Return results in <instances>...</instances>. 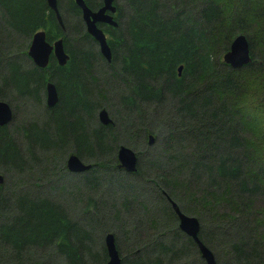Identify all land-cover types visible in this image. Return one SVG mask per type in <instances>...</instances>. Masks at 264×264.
Listing matches in <instances>:
<instances>
[{
  "label": "trees",
  "instance_id": "obj_1",
  "mask_svg": "<svg viewBox=\"0 0 264 264\" xmlns=\"http://www.w3.org/2000/svg\"><path fill=\"white\" fill-rule=\"evenodd\" d=\"M126 1L130 14L120 33H109L113 59L110 65L104 64L111 66L117 59L119 69L113 71L128 87L119 103L129 111L139 109L137 111L143 110L147 115L149 103L151 106L162 105L166 100L174 102L173 112L169 114L172 117L176 114L177 124H185L184 129L181 133L169 134L160 155L168 152V157L179 163L176 165L179 171L187 168L188 176L183 180L168 178L159 173L162 167L156 168L155 178L168 188L162 195V203L167 205H161L158 212L165 215L163 226L171 236H168V243L161 240L157 244L154 242V246L149 244L152 246L146 248L147 253L141 254L140 250L131 253L121 264H205L195 242L179 230L177 216L167 196L176 201L183 213L197 216L199 238L212 251L216 264H264V163L253 161V150L248 148L247 140L254 132L251 127L246 128L259 121L236 108L228 96L233 88L234 74L245 68L264 67V0ZM64 3L66 7L59 0L63 9L71 5L70 0ZM69 17L74 21L71 27L79 38L73 44L76 36L73 39L64 37L72 61L64 67L51 68L58 103L54 108H45L49 123H44V127L34 122L21 126L20 137L27 146L30 143L28 151L35 161H39L35 149L52 151L53 159L54 156L62 158L59 154L62 147H70L69 151H74L83 161H88L86 163L92 160L91 173L107 166L106 156L112 157V166L119 169L115 144L118 134L110 125L92 124L98 102L105 99L100 93L103 85H99L98 78L91 73L93 62L101 57L94 49L92 52L81 45L85 43L93 48L94 42L85 32L80 34V17L71 12ZM55 21L44 0H0V30L17 31L20 35L21 40L13 38L15 40L11 41L27 42L34 30L52 29ZM240 34L248 41L251 61L234 69L223 62L222 56ZM2 45L0 43V72L3 68L0 99L11 91V94L32 96L39 101L46 71L29 64L24 51L19 54L16 50L3 60ZM179 65H182L180 75ZM93 81L95 92L90 90ZM168 127L178 126L173 121V126ZM178 134L188 138L184 149L187 154H169L172 140L180 143L184 139ZM145 135L146 125L142 127L143 141H146ZM21 154L5 127L1 128L0 166L20 170L25 164ZM140 155L137 153L138 166ZM56 161L53 163L50 158L49 166L52 168L53 164L60 163L58 172L67 173L64 160ZM15 205L17 214L9 221L0 222V248L11 254L0 259V264H41L40 261L45 264L48 253L40 251L43 257H39L35 252L37 248L48 247L55 248L65 264L106 262L105 247L98 253L89 243L85 245V240L90 242V236L72 223L61 205L46 197H30L23 193L1 198L0 212ZM203 215L205 221L219 229V237L215 238L210 230H202ZM149 216L154 217L151 213ZM162 221L157 220V216L152 220L158 224ZM194 253L199 259L194 263L190 258L186 261ZM87 255L90 262L85 259Z\"/></svg>",
  "mask_w": 264,
  "mask_h": 264
},
{
  "label": "rangeland",
  "instance_id": "obj_2",
  "mask_svg": "<svg viewBox=\"0 0 264 264\" xmlns=\"http://www.w3.org/2000/svg\"><path fill=\"white\" fill-rule=\"evenodd\" d=\"M61 1L63 5L66 6L64 0ZM117 1L122 11L120 16L121 19L118 26L119 29L115 28L113 31H110L111 33H120L123 30L128 14H130L127 1ZM69 14L68 11H64V17L69 24L68 27L74 23L73 19L69 17ZM68 27L67 30H69ZM68 34L70 35L69 31ZM108 37H111V35L108 34ZM13 38L21 40L17 31H9L8 29L0 30V39H2L0 43L4 44L2 45L3 60L6 59L7 56L13 55L14 51H19V54L25 51L23 46L26 41H11ZM76 42L78 41L72 43L75 44ZM22 43L23 45L21 47ZM16 45L19 46V48H17ZM81 45L84 48L88 47L89 51L94 49L95 54L98 53V47L94 43L93 48L85 43H81ZM104 63L102 58H97V60L93 62V71L91 72L98 78L99 85H103L100 89V93L105 96V99H101V102H98L99 106L94 110V121L92 124L94 126L97 123H101L98 118V113L101 109H105L110 119L108 124L113 127L118 134L115 144H117L118 148L119 146H125L131 148L136 153H141L139 160L140 166L136 164V170L133 172H126L123 169H121V171L112 166L113 158L106 156L108 160L106 161L107 166L97 169L93 173L89 172L92 170L91 167L79 173L70 171H67V173L64 172L66 174L60 173L57 170L59 169L60 163L53 164L51 168L49 166L50 158L53 163H55L56 160L59 162V159H62L66 166L67 157L70 154H75L74 151H69L70 147H62V151L59 153L62 158L54 156L53 159L51 157L52 151L39 152L35 149L34 152L39 157V161H35L28 151L30 143L27 146V142L21 140L20 128L21 126H27L30 122L36 123L39 127H44V123H49V115L45 112V103L44 101L42 102V100L37 101L32 96H18V94L14 92L11 94V91H9L6 96L1 98L3 101L8 102L13 110V120L6 125L5 129L7 133L11 135L12 141L16 147H19L22 151L23 155H21L23 156L22 159L25 164L20 170L4 165L0 166V175L3 176L0 182V201L4 196L16 197L23 193L30 197L37 196L49 198L61 205L72 223L77 224L82 231L90 236V242L85 240V245L89 243L93 251L102 253L104 249V237L107 233H112L115 237L116 247L122 260L124 257L138 250H140L141 254H143V252L145 253L146 248H150L154 242L156 243L157 241L164 240L168 243L169 241L168 236L170 232L163 226L166 221L165 215L158 212V208H160L161 205L164 207L167 205L166 203H162V198L164 194H166L165 191H168V188L155 178V172L158 171L156 168L162 167V171L159 172L162 176L179 180L187 178L188 170L186 167L185 170L180 169L179 171V168H176V165H179V163H177V160L175 161L169 158L168 152L165 156L160 155V153L163 152L160 150L162 144L168 139L169 134L173 132L181 133L185 124H177L179 122L178 116L174 114V117H172L171 114H169L170 111L173 112L175 106L172 100H166L162 105L151 104L150 106L149 103L147 115L143 110L137 111L139 109L133 108L132 111H129L125 105L119 103L124 94L128 92V87L126 86L127 82H124L117 76L116 72L113 71L119 69L117 59L111 66H105ZM2 71L3 68L0 75ZM127 80H130V78ZM94 87H96L95 81H93V85H91L90 90L92 92L94 91ZM65 97L67 98V94H65ZM139 104L142 105L140 101ZM173 121L178 127L169 128L168 125L173 126ZM186 121H188V119H185V122ZM145 125L147 127V135H145L146 141H143L141 134L142 127ZM138 128H141V130L138 131ZM134 131L138 132V134H131ZM126 132L129 133L128 136H126ZM149 136L152 137L151 143L149 142ZM178 136L181 139L184 138L182 134H178ZM187 140L188 138L186 137L180 143L172 140L173 147L171 146L172 148L169 154H187V150H184L186 149ZM41 159L42 163L40 162ZM91 161L92 160H89V163H86L88 161L83 162L85 164H91ZM138 169L139 171H137ZM177 169L178 171L176 172ZM133 173L135 175H132ZM171 173L173 175H171ZM158 181L161 184H159ZM89 182H92L93 185H89ZM162 187H164L165 190ZM167 197L169 198L170 196ZM171 198L167 199L170 206V201L177 205L176 201ZM90 201H93V206L89 205ZM142 202L144 204H142ZM143 205L145 207H143ZM16 209L17 207L15 205L5 212L1 211L0 222L11 220L18 212ZM149 213L153 214L154 217L150 218ZM186 215L190 214L187 213ZM156 216L157 220H163L161 224L152 222V220L156 219ZM195 217L197 218V216ZM205 220L206 217L203 215V222H201L203 225L202 230H210L214 233L213 235L215 238L217 236L219 237V229ZM176 224L178 226V218ZM40 251L48 253V259L44 261L45 264H65L61 260V255L55 248H37L35 256L40 257L42 255ZM0 253V259L11 255L9 251L1 248ZM196 258L199 259V255L194 253L191 254V257H187L186 261L190 260L194 263ZM85 259L87 262H90L88 255ZM40 262L41 264L43 263L42 261ZM165 264L170 263L165 262Z\"/></svg>",
  "mask_w": 264,
  "mask_h": 264
},
{
  "label": "water",
  "instance_id": "obj_3",
  "mask_svg": "<svg viewBox=\"0 0 264 264\" xmlns=\"http://www.w3.org/2000/svg\"><path fill=\"white\" fill-rule=\"evenodd\" d=\"M48 6L55 12L58 23L63 26L60 13L57 9L56 0H46ZM77 5L82 9V19L85 23L87 32L92 35L94 40L98 43L99 51L107 60H111L110 47L106 41L105 33L97 26L99 23H108L113 26L117 22L113 19L115 7L112 6V0H103L104 4L98 10L92 11L89 9L84 0H75ZM109 10L110 13L106 11ZM31 45L28 54L34 63L40 67L46 66L50 52L54 55L60 65L65 64L68 56L63 49V40L57 39L50 45L45 40V32L37 31L33 34ZM222 60L234 69L241 68L243 65L251 61L249 44L246 37L242 34L237 35L230 43L229 49L223 54ZM182 65L177 68L178 75H180ZM57 102V92L55 85L52 82L47 84V106L51 107ZM99 121L107 125L110 122L108 113L105 109H101L98 113ZM12 119V111L9 104L0 100V126L7 124ZM149 142H152V137L149 136ZM118 166L122 167L126 172H133L136 170L137 155L131 148L119 146L117 149ZM66 168L75 173L83 172L90 169V164H85L77 155L70 154L66 160ZM3 176L0 175V182ZM171 207L178 218V228L188 237H190L197 245L198 251L205 264H216L215 257L212 251L199 238L200 223L198 218L184 214L179 207L171 201ZM104 247L107 255V261L104 264H121L118 249L115 243V237L112 233H107L104 237Z\"/></svg>",
  "mask_w": 264,
  "mask_h": 264
},
{
  "label": "flooded vegetation",
  "instance_id": "obj_4",
  "mask_svg": "<svg viewBox=\"0 0 264 264\" xmlns=\"http://www.w3.org/2000/svg\"><path fill=\"white\" fill-rule=\"evenodd\" d=\"M44 3H45V6L47 7V9L50 11V13L54 16V18H55L56 21L54 22V24H53V26H52V29H45L44 27H40V28H37L36 30H34V31L32 32V34L30 35L29 41H27V42L24 44L23 47H24V49H25V51H24V56L26 57L28 63L31 64V65H33L34 67L40 69V70L46 71V72L43 73V85H42V89H41L42 91H41V95H40V97H39V100H40V101L42 100V102L44 101V103H45V107L48 108V109H51V108H54V107L56 106V104L58 103V100H59V95H58V90H57L56 84L54 83V81L52 80V77H51V74L53 75V70H52L51 68L64 67V66H66L67 64H69V63L72 61V57H71V55L69 54V52L67 51V49H66V47H65V45H64V41H65V40H64V37H65V36H70V38L73 39L76 35L78 36V34L76 33L75 29H73V28L71 27V25H70L71 28H69V30H67L66 23L63 21V17H62L63 13H62V12H64V11L66 10V11H68L69 13H70V12H71V13H75L77 18L80 17L81 22H82V28H81L82 30H81V33H80V34H83L84 32L87 34V37L89 38V40L93 41V42L97 45V47H98V53H99L100 57L104 60V62H105L107 65H109V64L111 63L112 59H113V51H112V49H111V45L109 44V41H112V40L110 39V37H108V34L110 33V31H113L115 28L119 29L118 26H119V23H120V19H121L120 16H121V12H122V11H121L120 5L118 4V1H117V0H112L111 4H112L113 7H115V10H114V13L112 14V16H113V19L117 22V25H116V26H113V25L108 24V23H99V24H97V26H98L99 28H101V29L103 30V32L105 33L106 41H107V43H108V45H109V47H110V51H111V60H110V61H107V60L102 56V54L100 53L98 43L94 40V38L92 37V35H90V34L87 32V30H86V26H85V23H84V21H83V19H82V9H81V7H80L79 5H77V3L75 2V0H70V4H71L70 7H67V8H65V9H63V7L60 6V4H59V0H56V3H57V9H58V12L60 13V16H61V19H62V24H63V26H61V25L58 23V21H57V19H56V16H55V12H54V11L48 6L46 0H44ZM84 3H85L86 6H87L89 9H91L92 11L98 10V9L101 8V7L103 6V4H104L103 0H84ZM64 7H66V6H64ZM71 8H72V10H69V9H71ZM106 12H107V13H110L109 10H107ZM37 31H44V32H45V40H46L50 45H52L53 42L56 41L57 39H60V38H61V39L63 40V49H64L65 54L68 56V58H67L65 64L60 65V64L58 63V61H57V59H56V57H55L53 51L50 52V55H49V58H48V63L46 64V66H44V67H40V66H38V65H36V64L34 63V61L32 60V58L29 56L28 51H29V47H30L31 42H32V41H31V40H32V36H33V34H34L35 32H37ZM68 31H69L70 35L68 34ZM48 33H49V37H48ZM77 36H76V38L73 39V40L76 41V40L78 39ZM113 41H115V40H113ZM113 46H114V48H115L116 44L113 43ZM48 82H52V83L55 85L56 92H57V102L55 103V105H53V106H51V107L47 106V84H48ZM0 100H2V99H0ZM7 103H8V102H7ZM8 104H9V103H8ZM9 106H10V105H9ZM10 108H11V106H10ZM11 111H12V119H11L10 122H8L7 124L11 123V121L13 120V110H12V108H11ZM7 124H4V125L0 126V129L3 128V127H6ZM100 124H102V123H100ZM102 125H103V126H107V125H109V124H107V125L102 124ZM135 153H136V152H135ZM136 155H137V153H136ZM137 159H138V156H137ZM117 161H118V160H117ZM90 165H91V164H90ZM66 166H67V165H66ZM66 166H65V167H66ZM117 167H118L119 169H123L122 167H119V166H118V163H117ZM66 169H67V168H66ZM123 170H124V169H123ZM67 171H69V170L67 169ZM85 171H86V170H85ZM70 172H71V171H70ZM73 173H74V172H73ZM167 198H168V197H167ZM168 199H169V198H168ZM170 202H171V201H170Z\"/></svg>",
  "mask_w": 264,
  "mask_h": 264
},
{
  "label": "clouds",
  "instance_id": "obj_5",
  "mask_svg": "<svg viewBox=\"0 0 264 264\" xmlns=\"http://www.w3.org/2000/svg\"><path fill=\"white\" fill-rule=\"evenodd\" d=\"M228 96L246 116L258 119V124L246 126L254 132L247 140V146L253 150V161L264 163V67L245 68L234 74L233 88Z\"/></svg>",
  "mask_w": 264,
  "mask_h": 264
}]
</instances>
